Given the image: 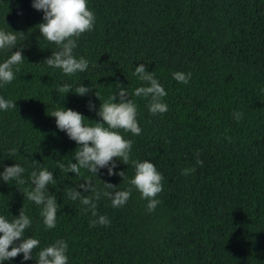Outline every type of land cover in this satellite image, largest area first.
Listing matches in <instances>:
<instances>
[{"label":"trees","instance_id":"1","mask_svg":"<svg viewBox=\"0 0 264 264\" xmlns=\"http://www.w3.org/2000/svg\"><path fill=\"white\" fill-rule=\"evenodd\" d=\"M86 6L94 23L75 37L73 54L88 67L64 74L43 61L56 45L38 32L41 12L30 0H0V27L24 34L17 41L24 60L0 88V96L15 100L14 108L0 111V163L25 169L23 184L0 181V215L22 209L30 217L24 234L40 241L33 259L39 247L63 239L67 264H264V0H87ZM137 63L164 87L166 112L150 114L147 98L131 94L143 83L132 73ZM172 71L191 76L180 83ZM64 83L90 91L63 94L57 86ZM117 83L137 106L141 132L116 131L132 141L130 161L150 160L161 173V190L147 210L128 184L131 163L117 160L113 175L101 169L97 178L130 195L119 207L99 196L96 215L109 222L90 226L92 209L65 193L89 174L65 170L77 145L49 114L62 105L97 121L87 102L95 108ZM40 167L54 178L46 186L58 205L50 229L40 206L24 196L30 173ZM4 264L35 262L17 254Z\"/></svg>","mask_w":264,"mask_h":264},{"label":"clouds","instance_id":"2","mask_svg":"<svg viewBox=\"0 0 264 264\" xmlns=\"http://www.w3.org/2000/svg\"><path fill=\"white\" fill-rule=\"evenodd\" d=\"M86 4L87 0H30V6L41 12V21L37 24L39 34L56 45V50L50 52L43 61L53 69L59 68L64 74L83 72L88 67V60L85 57H77L73 54L76 46L75 37L90 30L94 23V13ZM18 38L21 41L24 34L9 29L7 25L0 27V56L5 52L9 53L6 57L0 58V88L14 79V69L18 70L16 66L24 60L18 46ZM132 73L143 83L136 86L131 94L147 98L146 108L150 114L166 112L168 106L162 100L166 92L153 73L146 70L143 63H137ZM190 76V72H171V77L180 83H187ZM72 87L64 83L58 85L57 90L63 94L73 92L81 96L90 91L88 85L81 83L74 86V91L70 90ZM93 95L98 99L97 93L94 92ZM14 101L0 96V111L14 108ZM86 107L89 111L94 110L99 120H87L80 112L62 105L55 107L49 114L54 117L55 127L63 131L66 137L77 145L76 150L72 152L71 162L67 164L65 170L77 175L84 170L89 174L84 177L82 183L65 189L68 199L78 200L81 205L92 209L95 219L89 221L90 226L106 225L109 222L108 218L104 215H96L95 200L102 195L109 199L111 206L119 207L127 201L130 189L127 187L118 189L111 183L102 182L97 178V174L104 169L108 176L113 175V169L119 160L123 164L131 163L133 174L128 184L146 200V209L151 211L158 203V199L154 197L161 190L162 175L150 160L130 161L132 141L116 131L123 129L133 135L141 132L136 119V104L128 98L125 88L117 83L115 93L110 94L95 108L91 101L87 102ZM239 116V112H233L234 118L239 119ZM85 120L88 123H85ZM196 163L200 161L197 160ZM190 170L185 168L182 171L187 173ZM24 171V167L19 163L8 165L0 163V181L12 180L17 184H23L24 178L21 174ZM115 174L123 177V171L117 170ZM93 179L102 183L101 190L92 184ZM29 180L31 186L25 191L24 196L40 206L39 215L44 227L48 229L55 227L58 205L54 195L46 194V186L54 180L52 172L45 167L33 169ZM83 193H91V195ZM30 223V217L22 209L16 216L0 215V264L16 257L17 254L20 255L21 262L34 260L35 264H67V245L63 239L39 247L33 259V249L37 248L40 241L32 235L24 234Z\"/></svg>","mask_w":264,"mask_h":264}]
</instances>
